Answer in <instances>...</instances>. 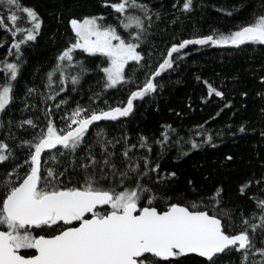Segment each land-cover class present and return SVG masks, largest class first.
<instances>
[{
    "label": "trees",
    "instance_id": "16d2710c",
    "mask_svg": "<svg viewBox=\"0 0 264 264\" xmlns=\"http://www.w3.org/2000/svg\"><path fill=\"white\" fill-rule=\"evenodd\" d=\"M140 2L150 9L151 24L144 21L146 31L137 49L142 61L125 68L126 76L134 83L105 89L100 68L107 64L106 58L100 55L74 52V60L82 61L88 69L75 86L70 77L80 72L78 67L65 69L64 85H60L59 73H56L49 87L47 74L57 64L58 54L74 42L71 19L102 16L104 25L117 27L118 33L127 40L128 33L119 27V14L103 6V0H21L23 5L38 12L42 28L36 40L21 45L19 59L11 46L22 35L13 37L10 31L0 28V85L5 83L3 63L19 64L18 75L11 82L13 99L0 113V140L9 145L12 153L0 162V175L11 171L16 164L24 165L30 149L22 142L31 141L41 129L46 130L49 120L57 129H64L67 117L77 106L99 110L125 105L131 91L143 86L172 44L214 33L227 35L264 15V0H191L189 11L183 10L185 0ZM0 18L11 25L4 10H0ZM26 21V16H22L17 24L30 27ZM173 57V67L163 71L155 81L156 90L139 98L131 115L95 125L86 133L82 149L91 148L100 162L98 167L102 166L104 155L112 153L109 158L121 170L127 167L123 152L131 149L132 159L140 158L141 171L145 157L151 168L159 164L155 172L144 178L147 186L160 190L158 195L190 205L208 203L217 189H221L216 211L225 224L231 218V234L244 229L241 223L244 218L259 225L257 201L264 200V46L248 43L224 50L212 45L190 46ZM209 86L223 96L209 95ZM60 87H64L63 92ZM53 90L58 95L48 99ZM61 100L66 103L61 104ZM26 120H32L36 127L23 124ZM241 126L245 128L243 133L239 131ZM98 132H102V137L97 136ZM142 137L144 147H141ZM209 137L210 142L206 143ZM101 140L111 141L106 146L107 152L102 150ZM192 142L200 147L192 149ZM56 151L42 156V168L43 161H48L47 167L59 171L67 168L66 175L61 177L65 183L70 179L73 184L77 180L82 182L79 158L86 157L87 152L78 150L74 169L69 164L70 157H61L60 164H54L49 157ZM229 156L231 160L227 159ZM245 184L249 186L242 194L240 189ZM213 204L214 200L209 207ZM157 206L164 208L165 200L158 199ZM248 231L253 251L264 247V229L258 227L253 232L249 228ZM241 259L242 252L233 249L221 254L217 264H241ZM251 259L250 256L249 262ZM179 264L206 262L186 256L179 258Z\"/></svg>",
    "mask_w": 264,
    "mask_h": 264
},
{
    "label": "snow or ice",
    "instance_id": "6c2138e0",
    "mask_svg": "<svg viewBox=\"0 0 264 264\" xmlns=\"http://www.w3.org/2000/svg\"><path fill=\"white\" fill-rule=\"evenodd\" d=\"M103 6L119 14V27L128 33V39L122 38L117 27L104 25L102 16L71 19L74 42L58 54L57 64L47 74L49 87L54 83L56 73H59L60 85H64L67 81L65 69L73 66L80 72L70 77L71 84H79L80 75L88 69L82 61L74 60L77 49L89 55L106 57L107 66L100 68L104 73L105 89L134 83L126 76L125 66L130 61L137 64L142 61L137 49L146 31L144 21L148 20L149 26L151 24L150 9L140 0H103ZM190 8L191 0H185L183 10L189 11ZM0 10L7 13V20L11 22L8 25L0 18V28L10 31L13 37L22 35V39H14L11 46L19 59L21 45L36 40L39 35L41 18L34 8L23 5L21 0H0ZM137 12L141 14L137 15ZM22 16H26L30 27L17 24ZM246 42L264 45V15L227 35L214 33L172 44L143 86L131 91L126 105L99 110L77 106L67 117L64 129H57L49 120L46 130L41 129L31 141H23L30 149L29 158L24 165L16 164L11 171L0 175V264H179V258L189 254L203 258L206 264H217L220 254L233 249L242 252L241 264H264V247L253 251L254 244L248 231L249 228L253 232L258 227L264 229V200L257 201L259 225L244 218L241 221L244 229L231 234V218L225 224L216 211L221 189H217L208 203L173 202L171 198L158 195L159 189L145 183L144 178L155 172L159 164L151 168L145 157L144 170L141 171L140 158L134 161L129 155L131 149H125L123 156L127 167L118 169L109 158L113 154L107 152L106 146L111 141L101 140V148L107 155L103 157L102 166L98 167L100 162L91 148L82 149L90 125L127 117L133 111L134 100L156 90L154 78L173 67L174 53L178 55L187 45L239 46ZM18 69V63H3L5 83L0 85V112L5 111L13 99L11 81L16 79ZM63 91L64 87H60V92ZM213 93L223 96L209 86V95ZM57 95L53 90L48 99H55ZM60 103L66 102L61 100ZM22 123L36 127L32 120ZM239 131L243 133L245 128L241 126ZM97 136L102 137V132ZM144 146L142 137L141 147ZM191 147L196 149L200 145L192 142ZM50 149L57 150L49 157L54 164L59 165L61 157H70L69 164L74 169L78 163V150L87 152L86 157L79 158L82 182L77 180L73 184L70 179L65 183L61 177L66 175L67 168L59 171L47 167L48 161H43L45 167L42 168V153ZM11 154L9 145L0 140V162L6 161ZM170 175L174 177L175 173ZM248 186H241L242 194ZM158 199L165 200L164 208L157 206ZM213 200L215 204L210 208L209 203ZM255 252H259L260 261L249 262Z\"/></svg>",
    "mask_w": 264,
    "mask_h": 264
},
{
    "label": "water",
    "instance_id": "95a60500",
    "mask_svg": "<svg viewBox=\"0 0 264 264\" xmlns=\"http://www.w3.org/2000/svg\"><path fill=\"white\" fill-rule=\"evenodd\" d=\"M248 43H250V42H246L245 44H242V45H239V46H233V45H230V44H228V45H213V44H211V43L206 44V45H212V46H213L214 48H216V49L224 50V49H237V48H240V47H243V46L247 45ZM190 46L203 47V46H205V45H203V46H201V45H187V46L185 47V49L181 50V52L185 51V50H186L188 47H190ZM262 46H264V45H262ZM174 55H175V53L173 54V56H174ZM162 73H163V72H162ZM162 73L160 74V76L162 75ZM160 76L154 78V83H155V81H156L157 79L160 78ZM138 99H139V98H138ZM138 99L134 100L133 104H134ZM126 103H127V102H126ZM125 105H126V104H125ZM132 112H133V111H132ZM132 112H131L129 115H131ZM129 115H128V116H129ZM122 118H125V117H118L116 120H107V121L94 122L93 125H90V126H89V130L92 129L95 125H97V124L100 123V122H113V121H118V120H120V119H122ZM89 130H88V131H89ZM88 131H87V132H88ZM87 132H86V133H87ZM57 148H60V146L58 145ZM54 151H56V149L45 150V152L42 153V156H43L44 154H46V153H52V152H54ZM226 252H227V251H226ZM220 255H221V254H220ZM188 256H195V257H198V256L195 255V254H189ZM198 258H201V257H198ZM201 259H203V258H201Z\"/></svg>",
    "mask_w": 264,
    "mask_h": 264
},
{
    "label": "rangeland",
    "instance_id": "374dc122",
    "mask_svg": "<svg viewBox=\"0 0 264 264\" xmlns=\"http://www.w3.org/2000/svg\"><path fill=\"white\" fill-rule=\"evenodd\" d=\"M70 27H71V25H70ZM75 51H82V50H80V49H77V50H75ZM83 52V51H82ZM87 54V53H86ZM97 55H99V54H97ZM101 56V55H100ZM106 58V57H105ZM64 63H67V62H64ZM130 63H133V61H130L128 64H130ZM127 64V65H128ZM126 65V66H127ZM126 66H125V68H126ZM14 81V80H13ZM13 81H11V82H13ZM1 113V112H0ZM252 257V259L250 260V262L252 261V260H255V261H260V259H261V257H260V254H259V252H255V255L254 256H251Z\"/></svg>",
    "mask_w": 264,
    "mask_h": 264
}]
</instances>
